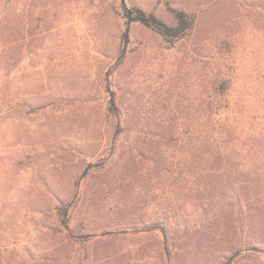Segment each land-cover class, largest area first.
<instances>
[{
    "label": "rangeland",
    "instance_id": "374dc122",
    "mask_svg": "<svg viewBox=\"0 0 264 264\" xmlns=\"http://www.w3.org/2000/svg\"><path fill=\"white\" fill-rule=\"evenodd\" d=\"M124 2L0 0V264H264V0Z\"/></svg>",
    "mask_w": 264,
    "mask_h": 264
},
{
    "label": "trees",
    "instance_id": "16d2710c",
    "mask_svg": "<svg viewBox=\"0 0 264 264\" xmlns=\"http://www.w3.org/2000/svg\"><path fill=\"white\" fill-rule=\"evenodd\" d=\"M172 13L175 20V23L172 26L166 25L153 14H146L140 10L132 11V13L130 12V15L132 21L139 22L143 26L151 28L164 40L172 42L174 40L180 39L191 28L192 25V21L182 11H173ZM120 60L121 57L117 62L119 63ZM217 122V119L214 118L208 120V127L212 128V130H216V133L210 132L208 134L209 145L215 144V146H217L219 142V134L217 131L220 130V128L219 125H217Z\"/></svg>",
    "mask_w": 264,
    "mask_h": 264
},
{
    "label": "water",
    "instance_id": "95a60500",
    "mask_svg": "<svg viewBox=\"0 0 264 264\" xmlns=\"http://www.w3.org/2000/svg\"><path fill=\"white\" fill-rule=\"evenodd\" d=\"M120 4L123 7V9L126 11L127 13V24H126V28H125V32H124V36H125V42H127V38H128V32H129V25H130V21H131V15H130V11L126 8L125 6V2L124 0H120ZM109 92V89H108ZM110 100H109V104L111 105V107L114 109V104H113V99H112V94L110 93Z\"/></svg>",
    "mask_w": 264,
    "mask_h": 264
}]
</instances>
